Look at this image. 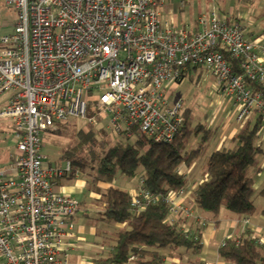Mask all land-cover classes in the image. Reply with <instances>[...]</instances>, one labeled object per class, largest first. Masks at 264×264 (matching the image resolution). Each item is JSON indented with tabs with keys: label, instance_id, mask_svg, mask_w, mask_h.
<instances>
[{
	"label": "built area",
	"instance_id": "1",
	"mask_svg": "<svg viewBox=\"0 0 264 264\" xmlns=\"http://www.w3.org/2000/svg\"><path fill=\"white\" fill-rule=\"evenodd\" d=\"M3 4L16 17L13 32L0 35V94H10L0 116L12 119L14 146L0 164V264L69 263L65 240L75 234L79 204L55 184L72 163L49 164L42 150L44 133L57 123L72 116L89 124L106 120L121 137L171 142L185 116L169 88L193 66L209 72L217 91L232 101L230 119L242 122L254 109L264 114L261 93L247 83L264 84V42L247 39V23L230 11L201 13L192 29L165 19L163 0ZM222 50L238 60L239 73ZM139 183L132 207L164 200L174 219L185 218V235L201 243L206 221L199 208L174 200L181 190L153 193L143 178Z\"/></svg>",
	"mask_w": 264,
	"mask_h": 264
},
{
	"label": "trees",
	"instance_id": "2",
	"mask_svg": "<svg viewBox=\"0 0 264 264\" xmlns=\"http://www.w3.org/2000/svg\"><path fill=\"white\" fill-rule=\"evenodd\" d=\"M222 52L234 65L235 72L239 73L238 60L224 50ZM198 69L199 73L206 71L193 66L187 74ZM247 83L253 91L261 93L264 101V84ZM92 113L88 111V114ZM184 114L186 120L182 129L168 143H156L142 136L128 139L107 127L94 128L88 124L86 128L80 127L74 132L70 144L62 146L59 158L71 161V175L78 170H90L85 188L94 193L101 218L117 228L114 238H110L114 242L104 256L93 259V264H203L197 255L200 243L185 235V218L174 219L167 202L158 200L138 209L132 207L131 194L127 190L113 184L105 187L98 185L111 184L118 173L133 175L142 168L141 178L146 190L166 194L183 189L186 180L179 166L182 163L188 165L201 155L211 136V129L201 123L192 127L189 112L186 110ZM263 120L264 114L254 109L234 134V144L216 149L208 156L204 167L205 178L194 190L193 207L199 208L211 221H218L222 206L235 215H248L255 209L254 176L259 171L257 155L261 151L256 140ZM66 129V123L61 122L48 131L60 134ZM200 130L205 134L195 147L186 149L189 135ZM260 193L264 195V186ZM169 214L170 219L167 218ZM259 239L248 229L225 237L217 249L218 255L233 264H264V242ZM179 249H188L197 256L190 258L179 253L180 262H167L165 258Z\"/></svg>",
	"mask_w": 264,
	"mask_h": 264
},
{
	"label": "rangeland",
	"instance_id": "3",
	"mask_svg": "<svg viewBox=\"0 0 264 264\" xmlns=\"http://www.w3.org/2000/svg\"><path fill=\"white\" fill-rule=\"evenodd\" d=\"M221 1L222 0H170V4H168V0H163V6L160 7V10L164 18H167L169 21L174 18L177 23L176 25L178 27H183L184 25H189L192 21H195L196 16L200 13L219 11L222 6ZM15 17L16 14L11 8L4 4L3 6H0V35L10 34L13 32V22ZM199 70L200 69L185 75L181 81L171 86L169 88V98L172 102H182L184 112H186V110L189 112L192 127L198 123L204 124L212 129L210 133L212 135L210 138L216 137L219 139L222 136L224 129H231L239 123L233 122V120L230 119L232 101L217 91L215 80L209 72L201 71V73H199ZM9 97L10 94L8 92L0 94V108L8 102ZM65 123L67 125V129L62 133L53 134L48 131L43 135L44 142L42 150L45 155V161L49 164H63L65 160L59 158L62 146H67L72 142L71 136L78 128H86L89 124L87 119L73 116ZM106 124V120L95 119L92 126L94 128L106 127ZM216 126L219 127L218 132H214L217 128ZM262 130H264V120L262 121L261 131ZM11 131L12 119L10 117L0 116L1 159L2 156L4 157L8 154V152L14 151V146L11 144V141L13 140ZM204 134L205 131L200 130L196 134H192L190 138L193 139V137H195L197 142ZM229 143L230 142L227 140L225 147H229ZM195 145L196 143L193 147ZM78 171V178L82 181H87L90 170L85 169ZM141 176L142 168H139L133 175L118 173L115 175L112 184L115 187L128 190L131 186L140 182ZM187 182L190 187L192 180L190 181L189 178L187 179ZM66 183L71 185L72 181ZM74 195L76 196V200H89L86 207L83 206L84 208H79L77 215L82 218V222H84L86 227L84 241L91 245L95 244V246L103 248L91 249L90 252H87V255L94 258L104 256L105 252L109 249L110 244L114 242V240L111 242L110 238H114L113 235H115L117 228L113 223L107 222L101 218V215L98 213L99 210L97 202L94 200L93 193H91V191L84 189L82 194ZM85 209L87 210V215L83 213ZM220 210H223L222 212L225 213H230L224 206H222ZM167 218L170 219V214Z\"/></svg>",
	"mask_w": 264,
	"mask_h": 264
},
{
	"label": "crops",
	"instance_id": "4",
	"mask_svg": "<svg viewBox=\"0 0 264 264\" xmlns=\"http://www.w3.org/2000/svg\"><path fill=\"white\" fill-rule=\"evenodd\" d=\"M168 2V4H170V0H168ZM221 3L222 6L220 7V10L218 12L231 11L237 20L247 23V28L245 30V36L247 39L254 41L256 44H261L262 42H264V0H222ZM170 21L175 25L177 24L174 18ZM185 26H189L192 29H197L196 21H192L191 24L184 25L183 27ZM236 123H239L240 125L236 124L237 126L232 127L231 129H224L223 134L219 139L216 137L208 139L201 155L195 158L190 164L187 165L185 163H182L179 166V171L184 175L186 183L183 189H181L180 194L175 197L174 200L176 202H182L190 207L194 206V190L196 186L205 178L204 167L208 156L212 151L223 146L225 147L227 140L230 142L229 146H232L234 144L233 136L242 125L241 122ZM216 127L217 128L214 130V132H218L219 130V127ZM206 128L211 129L207 126ZM191 135H189L187 139L186 149L193 148V145L199 142V140L196 142L195 137H193V139L190 138ZM189 138L192 140H190ZM256 144L261 146V151L257 155V166L259 168V171L254 176L255 181L253 201L255 209L248 215H235L233 213H225L222 212L223 210H220L217 217V222L211 221L202 214L203 217L207 219V221L205 222V225L200 227L199 230V233L201 234V248L197 255L203 261V264H233L220 258L217 252L218 247L221 245L225 237H227L229 234H241L244 230L248 229L251 233L256 234L262 239V241H264V195L260 193V189L264 186V130L260 132V135L256 140ZM13 152L14 151L8 152L7 155H5L4 157L2 156V159L0 158V164L5 163ZM189 178L190 181L192 180V184H190V187L187 182V179ZM70 181H72L71 185L66 183H69ZM98 185L100 187H105L108 185H112V183H98ZM85 186L86 181L80 180L78 178V173H74L72 175L68 173L56 180L55 189L59 192L69 194L76 198L74 194H82L84 192V189H86ZM139 188L140 183L138 182L134 186H131L127 191L132 195L137 192ZM93 197H95L94 193ZM77 201L79 204L78 210L79 208L82 209L81 207L83 206L86 207L89 202V200L86 201V199H78ZM78 210L73 216L74 227L76 226L74 228L75 234L74 236L65 240L67 243L66 253L69 259L68 264H75L79 261L93 262L94 257L87 255V252H90L91 249L94 248L103 249L101 247L95 246V244L91 245L84 241L86 227L84 225V222H82V218L77 216ZM86 211V209L85 211H83L85 215H87ZM244 218L248 220V222L245 224L242 221ZM179 253H184V255L189 256L190 258L197 256L196 254L190 253L188 249H179L173 251L172 255H168L165 258L166 261L169 263L180 262L181 255Z\"/></svg>",
	"mask_w": 264,
	"mask_h": 264
}]
</instances>
